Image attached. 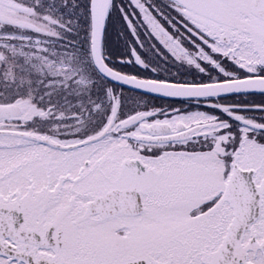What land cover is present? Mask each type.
<instances>
[{
    "label": "snow or ice",
    "instance_id": "obj_1",
    "mask_svg": "<svg viewBox=\"0 0 264 264\" xmlns=\"http://www.w3.org/2000/svg\"><path fill=\"white\" fill-rule=\"evenodd\" d=\"M0 264H264V0H0Z\"/></svg>",
    "mask_w": 264,
    "mask_h": 264
}]
</instances>
